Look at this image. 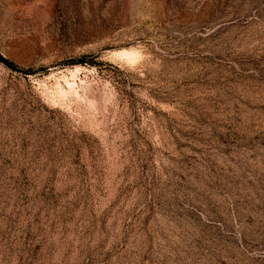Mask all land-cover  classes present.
Wrapping results in <instances>:
<instances>
[{
    "label": "rangeland",
    "instance_id": "obj_1",
    "mask_svg": "<svg viewBox=\"0 0 264 264\" xmlns=\"http://www.w3.org/2000/svg\"><path fill=\"white\" fill-rule=\"evenodd\" d=\"M0 264H264V0H0Z\"/></svg>",
    "mask_w": 264,
    "mask_h": 264
},
{
    "label": "trees",
    "instance_id": "obj_2",
    "mask_svg": "<svg viewBox=\"0 0 264 264\" xmlns=\"http://www.w3.org/2000/svg\"><path fill=\"white\" fill-rule=\"evenodd\" d=\"M0 60H1L2 62H4V63L8 64L9 66H12V67L16 68V66H14V65L12 64V62H10L7 58H5V57H4L3 55H1V54H0Z\"/></svg>",
    "mask_w": 264,
    "mask_h": 264
}]
</instances>
